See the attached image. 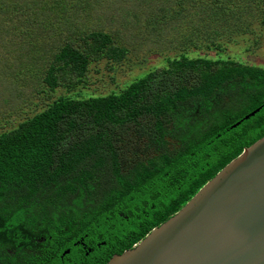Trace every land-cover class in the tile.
<instances>
[{
    "label": "trees",
    "instance_id": "1",
    "mask_svg": "<svg viewBox=\"0 0 264 264\" xmlns=\"http://www.w3.org/2000/svg\"><path fill=\"white\" fill-rule=\"evenodd\" d=\"M35 1L43 2L40 14L53 10L58 17L62 1ZM75 1L66 0L74 11L90 9V2ZM257 7L264 8V0H179L165 10L176 9L174 16L187 21L185 40L196 52L184 44L159 67L104 95L71 91L85 86L94 63L122 60L126 47L103 30L77 32L71 9V19L53 21L67 30L52 39L40 91L49 99L59 88L65 93L0 131V264H105L262 137L264 106L230 126L245 107L264 103V68L222 56L229 44L222 32L238 26L237 15L250 19ZM149 26L153 34L161 28ZM208 34L210 45L196 42ZM118 145H128L134 157ZM84 233L106 243L85 256L72 245Z\"/></svg>",
    "mask_w": 264,
    "mask_h": 264
},
{
    "label": "rangeland",
    "instance_id": "2",
    "mask_svg": "<svg viewBox=\"0 0 264 264\" xmlns=\"http://www.w3.org/2000/svg\"><path fill=\"white\" fill-rule=\"evenodd\" d=\"M48 1L47 6L55 4L57 0ZM60 1L62 5L58 8V17L54 19L53 10L45 11V14L51 17L46 20L47 15L40 14L44 11L41 8L43 2L0 0L2 9L5 5L12 6L7 12H0V131L16 126L18 122L44 107L56 95L65 93V89L59 88L49 99L40 89L46 87L42 77L47 66L48 49L53 47L52 39L57 42L67 30H58L53 21L60 22L67 16L71 19L69 9L72 10V18L79 26L77 32L90 30V27L109 32L116 42L127 49L125 57L120 61L101 60L94 63L86 77L85 86L81 84L71 92L80 89L84 95L118 92L133 77L152 66L159 67L164 57L173 56L185 45H189L188 52H196V49H191L190 46L194 45L193 42L187 44L185 40L190 30L187 21L174 16L176 9L172 12L165 10L179 0H114V3L109 0H103L101 3H98V0H84L91 3L90 9L86 11H74L70 7L73 2ZM74 4L84 7V2L80 0ZM230 7L234 8L235 5L230 4ZM259 8H252L254 13L250 19L237 15L238 26L231 28L232 31H227V28L222 32V41L229 43L227 47L223 46L226 51L223 53L226 54L222 56L233 55L237 61L264 68V14L261 12L264 8ZM62 12L66 13V16ZM163 15L164 21L160 23L159 18ZM150 21L156 28L161 27L158 32H150ZM245 27L246 32L243 31ZM210 29L209 27L208 30ZM210 35L212 34L196 42L210 45ZM202 49L200 51L203 53L207 52ZM41 55L45 58H40ZM253 109L254 107L247 106L245 112ZM118 146L128 159L134 157L129 151H125L128 145Z\"/></svg>",
    "mask_w": 264,
    "mask_h": 264
},
{
    "label": "water",
    "instance_id": "3",
    "mask_svg": "<svg viewBox=\"0 0 264 264\" xmlns=\"http://www.w3.org/2000/svg\"><path fill=\"white\" fill-rule=\"evenodd\" d=\"M105 264H264V135L244 147L175 213Z\"/></svg>",
    "mask_w": 264,
    "mask_h": 264
},
{
    "label": "flooded vegetation",
    "instance_id": "4",
    "mask_svg": "<svg viewBox=\"0 0 264 264\" xmlns=\"http://www.w3.org/2000/svg\"><path fill=\"white\" fill-rule=\"evenodd\" d=\"M96 237H91L87 233H84L80 235L79 237L75 238V240L72 242L73 247H78L83 252V255L88 256L96 251V248L100 245H104L106 241L102 240H96ZM43 240V239H38ZM15 241V240H14ZM9 250V248H8ZM68 250V252H65ZM71 248L65 249L61 254V258L65 255H67L70 252ZM11 251V250H9ZM15 252V250L11 251L12 255ZM114 255V254H113ZM64 258V257H63Z\"/></svg>",
    "mask_w": 264,
    "mask_h": 264
}]
</instances>
